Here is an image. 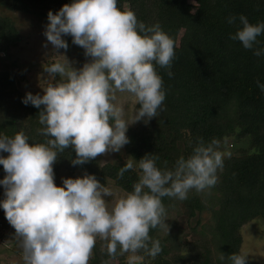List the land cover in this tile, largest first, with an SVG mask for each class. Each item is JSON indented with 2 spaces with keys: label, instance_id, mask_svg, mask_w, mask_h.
Listing matches in <instances>:
<instances>
[{
  "label": "clouds",
  "instance_id": "9594fccd",
  "mask_svg": "<svg viewBox=\"0 0 264 264\" xmlns=\"http://www.w3.org/2000/svg\"><path fill=\"white\" fill-rule=\"evenodd\" d=\"M47 19L44 35L54 49H67L62 35H71L72 43L92 60L79 70L64 55L51 60L44 65V94L29 92L22 98L25 105H43L38 132L46 139L30 144L22 130L12 137L0 134V152L8 153L0 155L6 173L0 179L5 195L0 208L15 229L24 264H88L97 238L106 241L109 257L129 253L126 264H144L145 257L154 259L162 251L160 241L149 235L150 229L165 224L162 198L183 201L191 190L212 188L231 153L222 150L220 140L198 138L192 153L180 156L171 168L166 161L158 167L157 155L127 159L117 176L133 170L138 180L114 202L105 199L113 190L93 174L65 178L62 187L56 186L53 164L58 153L71 147L76 153L72 164L81 165L107 151L119 152L129 143L130 124L147 123L158 109L163 111L166 93L156 66L173 76L175 42L159 23L146 25L131 9L118 8L117 0H72L55 14L49 11ZM237 19L240 27L229 39L257 57L264 55V48L256 47L264 22L250 23L241 14L229 16L227 23ZM256 84L264 92V83ZM117 93L129 94L139 105L130 119H125ZM246 256L225 258L221 253L218 259L246 264Z\"/></svg>",
  "mask_w": 264,
  "mask_h": 264
},
{
  "label": "trees",
  "instance_id": "16d2710c",
  "mask_svg": "<svg viewBox=\"0 0 264 264\" xmlns=\"http://www.w3.org/2000/svg\"><path fill=\"white\" fill-rule=\"evenodd\" d=\"M71 2L0 0V6L46 16ZM117 7L131 9L146 25L159 23L175 42L170 69L173 76L167 75L168 69L156 66L166 93L163 111L158 109L157 117L147 123L141 120L128 127L129 143L123 146L126 154L134 160L157 155L158 167L165 166L166 161L171 168L180 156L187 158L192 153L198 138L206 143L215 138L221 146L230 138L248 143L236 147L224 160L212 188L191 190L183 201L162 198L167 230L162 234L158 226L149 232L160 241L162 251L154 259L145 257L144 264H230L218 257L221 253L225 258L240 253L238 229L256 217L264 220V92L256 84L257 80L264 83V55L257 57L253 50L229 39L240 25L238 19L235 24L227 23V19L243 14L250 23L264 22V0H117ZM20 39L13 22L0 13V51H8ZM258 40L256 47L264 48V33ZM25 94L14 87L13 73L0 71V134L12 137L22 130L30 144L44 142L46 138L38 132L43 127L38 122L43 105H25ZM138 107L135 103V109ZM0 155L7 157L8 153ZM75 158L71 147L58 153L53 171L82 170L93 174L102 185L110 180L125 192L138 180L133 170L122 178L117 176L125 162L99 166L93 158L73 165ZM5 175L0 165V179ZM203 211L209 213L204 221ZM180 215L186 218L183 227L176 220ZM13 231L10 241L16 242ZM105 245L106 241H96L90 264H126L124 254L109 257Z\"/></svg>",
  "mask_w": 264,
  "mask_h": 264
},
{
  "label": "rangeland",
  "instance_id": "374dc122",
  "mask_svg": "<svg viewBox=\"0 0 264 264\" xmlns=\"http://www.w3.org/2000/svg\"><path fill=\"white\" fill-rule=\"evenodd\" d=\"M196 6L195 2H192ZM1 15L9 18L21 34V39L17 45L11 47L8 51H0V71H8L13 73L14 87L23 93H32L33 95H43V87L46 86L48 74L44 72V65L53 59H63L64 55L71 66L77 70L82 68L85 63L91 62L92 58L85 56L84 49L81 46L72 43L71 35H62L67 44V49H54L53 45L46 40L44 31L49 23L47 15H39L22 11H12L0 6ZM46 45V46H45ZM57 79L59 77L57 76ZM118 103H122L125 107V119H130L135 112V103L127 93H117ZM137 122L130 124L128 127L135 126ZM236 136V135H235ZM248 143L242 144L241 139L235 142V138H230L227 143L223 144L222 150L230 153L234 152L236 147L247 146ZM235 153V152H234ZM232 153V154H234ZM99 166L105 163L126 162L131 159L124 147L119 152L107 151L95 157ZM85 173L82 170H72L59 168L54 171V184L63 186V179L82 177ZM113 190L112 197H105L106 200L114 202L115 199L123 196L127 192L116 186L112 181L107 180L104 184ZM4 187V186H3ZM0 185V199H4V188ZM0 218L3 223V234L6 242L0 243V264H24L22 249L19 246V241H10L11 234L14 233V228L9 224L2 212ZM203 221L209 216L207 211L201 213ZM179 224L185 225V215H180L176 218ZM167 230L166 221L161 226L160 233H165ZM241 238L240 254H247L246 261L254 264H264V220L261 217H256L244 223L239 229ZM97 238L96 241H98ZM12 243V246H10ZM129 253H124V258ZM91 258V257H90ZM90 264V259L88 261Z\"/></svg>",
  "mask_w": 264,
  "mask_h": 264
},
{
  "label": "built area",
  "instance_id": "2783aa9c",
  "mask_svg": "<svg viewBox=\"0 0 264 264\" xmlns=\"http://www.w3.org/2000/svg\"><path fill=\"white\" fill-rule=\"evenodd\" d=\"M3 220H1L0 218V243H5L6 240H5V236L2 232V229H3V223H2Z\"/></svg>",
  "mask_w": 264,
  "mask_h": 264
}]
</instances>
